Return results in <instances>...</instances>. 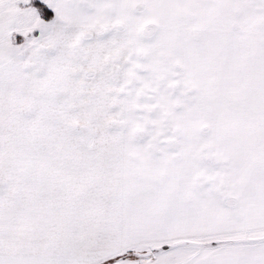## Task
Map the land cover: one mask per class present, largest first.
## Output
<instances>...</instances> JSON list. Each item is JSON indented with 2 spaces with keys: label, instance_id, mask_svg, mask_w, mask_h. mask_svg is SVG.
Masks as SVG:
<instances>
[{
  "label": "snow or ice",
  "instance_id": "6c2138e0",
  "mask_svg": "<svg viewBox=\"0 0 264 264\" xmlns=\"http://www.w3.org/2000/svg\"><path fill=\"white\" fill-rule=\"evenodd\" d=\"M0 264H264V0H0Z\"/></svg>",
  "mask_w": 264,
  "mask_h": 264
}]
</instances>
